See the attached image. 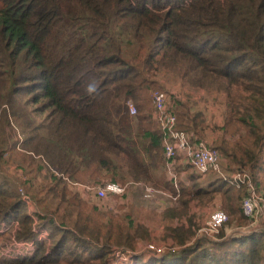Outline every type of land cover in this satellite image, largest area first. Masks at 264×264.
Instances as JSON below:
<instances>
[{
  "label": "trees",
  "instance_id": "1",
  "mask_svg": "<svg viewBox=\"0 0 264 264\" xmlns=\"http://www.w3.org/2000/svg\"><path fill=\"white\" fill-rule=\"evenodd\" d=\"M154 89L177 129L209 139L222 169L264 195V0H0V264H264V230L227 232L255 225L246 190L213 172L176 162L180 194L158 238L174 250L161 254L146 222L72 189L159 172L176 192ZM11 159L24 176L6 175ZM214 200L227 221L197 236L192 207Z\"/></svg>",
  "mask_w": 264,
  "mask_h": 264
},
{
  "label": "built area",
  "instance_id": "2",
  "mask_svg": "<svg viewBox=\"0 0 264 264\" xmlns=\"http://www.w3.org/2000/svg\"><path fill=\"white\" fill-rule=\"evenodd\" d=\"M167 98V95L163 91H156L152 96V103L155 109L154 118L162 134L163 155L166 160L168 172L173 178L175 189L178 190V185L172 173L171 166L177 157H181L200 174L213 172L236 188H244L246 195L243 197L241 203L244 216L252 218L254 223L258 219H264V195L256 189L250 175L247 172L226 173L220 165V154L216 149L210 147L203 140L194 141L185 131L177 129L176 117L167 105ZM127 108L131 116L137 113L136 105L132 101L127 102ZM6 156L7 153H4V157ZM126 184L132 185L136 183L128 182ZM72 185L83 187L88 193H91L100 200L101 207L106 208L108 204L103 201L114 198L115 196L124 195L127 187L126 185L113 181H105L100 185H82L73 182ZM18 191L24 199H28V196L21 187ZM153 192V188L146 187L147 197L151 196ZM108 208L112 210V208ZM226 221L227 215L224 211L214 210L210 213L206 221L207 230L209 232L217 231ZM146 248L156 254H161L165 250H174V248L163 245L158 246L153 243H148Z\"/></svg>",
  "mask_w": 264,
  "mask_h": 264
},
{
  "label": "rangeland",
  "instance_id": "3",
  "mask_svg": "<svg viewBox=\"0 0 264 264\" xmlns=\"http://www.w3.org/2000/svg\"><path fill=\"white\" fill-rule=\"evenodd\" d=\"M158 90L154 89L150 91L149 97H150V101H151V105L153 106L152 103V96L154 94V92H156ZM209 101L206 102V104ZM200 107H202L200 105ZM221 108V104L218 103H212L211 105H209L208 107H206L209 111V114H211L210 116H217L219 119V123L221 122L220 120V115L219 112H221V110L218 108ZM156 121V120H155ZM18 130L17 126H16V131ZM182 159V158H180ZM12 160H10V162L7 164L8 166H6V175L8 177H12V175H14V173H16V175H20L24 176V174H22L21 171H17L15 172L14 170V164H12ZM177 162V158L174 161V163L172 164V173L175 176V180L177 182L178 185V175L176 173V171L174 170L175 164ZM166 172H165V177H166V173H167V177L169 179H172L171 181L173 182V178L172 176L169 174L168 172V168L166 166ZM34 172V168L31 169L30 171L27 172V174H31ZM182 173V172H181ZM34 175V173L32 174ZM183 175H185V172L183 173ZM182 175V176H183ZM209 175L206 174V177H208ZM211 177H216V175H211ZM163 175L159 174V172H156V175L154 177L155 183H136V184H132V185H128L126 184V182L123 183V185H126V192L123 196H117L114 197L115 198H121L120 203L115 202V201H111L110 203H108L106 200H104L103 202L108 204L107 208L110 207L112 208L113 213L118 214L119 216L117 217H121L123 216L125 213L131 215L133 218L138 219V220H142L144 222H146L149 226V228L151 229V232L154 236L153 238V244L154 245H158L161 246L163 243L158 242V238L162 232V226H164V222L167 221V219L165 218L163 212L170 209V208H174L177 205V200L179 198V186L177 187L178 190H176V192H171L168 190H164L163 185H162V181H163ZM24 180V179H23ZM108 181V180H106ZM121 183V182H120ZM38 186L42 185L43 182L41 181V183H37ZM93 184V183H92ZM122 184V183H121ZM156 184V185H153ZM17 186L23 189V191H25V184H21V182L18 181ZM146 187H151L153 188L154 192L151 194V196L147 197L146 196ZM18 188V189H19ZM175 189V188H174ZM262 192V191H261ZM263 193V192H262ZM126 196V198H124V196ZM93 198H91V201L93 203H95V205L100 206V200H98L96 197L92 196ZM124 202V203H123ZM113 205V207L110 206ZM117 205V206H116ZM119 205V206H118ZM35 206H31L30 209H33ZM121 207V208H120ZM192 210L194 211V214L196 215V220H197V225H198V229H197V236H205V237H210V238H216L214 237L215 234L218 232L214 231V232H209L207 230L206 227V221L210 215L211 212H213L214 210H221L220 207L218 206V203L216 200L212 201L211 203H207L206 206H201V205H194L192 207ZM177 222V220H175ZM255 225L252 227V225H248L245 227H240L237 225H233L227 228V232L228 234H232L234 232H243V233H248V232H253V231H257V230H264V219H258L257 222L254 223ZM147 246V244H146ZM33 251V248H29V251L26 252L25 254H30Z\"/></svg>",
  "mask_w": 264,
  "mask_h": 264
},
{
  "label": "crops",
  "instance_id": "4",
  "mask_svg": "<svg viewBox=\"0 0 264 264\" xmlns=\"http://www.w3.org/2000/svg\"><path fill=\"white\" fill-rule=\"evenodd\" d=\"M203 141H205L207 144L210 143L209 139H204ZM178 162L183 163V162H185V161H184L183 158H182V159H180L179 161H177V163H178ZM79 184H81V183H79ZM82 185H86V184H82ZM73 188H76V190L80 191V192H81L80 195H81L82 197H84L85 199H88V200L91 201V198H93V197H92L93 195H92L91 193H88V191L85 190L83 187L72 185V189H73ZM122 196H123V195H122ZM125 196H127V195H125ZM125 196H124V198H125ZM115 197H117V196H115ZM121 198H122V197H120V198H115V199H113V198H109V199L106 200V201H107L108 203H110L111 201H115V202L120 203ZM123 203H124V202H123ZM110 206L113 207V205H111V204H110Z\"/></svg>",
  "mask_w": 264,
  "mask_h": 264
}]
</instances>
